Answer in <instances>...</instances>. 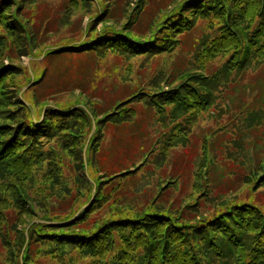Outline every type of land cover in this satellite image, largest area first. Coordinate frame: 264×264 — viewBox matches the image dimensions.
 Segmentation results:
<instances>
[{
  "label": "rangeland",
  "instance_id": "obj_1",
  "mask_svg": "<svg viewBox=\"0 0 264 264\" xmlns=\"http://www.w3.org/2000/svg\"><path fill=\"white\" fill-rule=\"evenodd\" d=\"M169 1L0 0V67L13 70L0 80V124L18 134L0 168V264H116L122 248L135 254L158 240L162 254L168 239L162 232L171 219L189 224L184 232L198 224L194 239L192 233L169 239L177 256L204 246L202 233L215 241L227 222L225 232L235 244L224 238L220 256L207 248L213 264H262L264 51L244 70L236 60L223 76L236 46L216 45L213 34L223 19L198 17L191 7L183 10L190 14L185 26L195 27L167 35L169 49L162 53L81 47L102 29L144 38L140 34L155 21V34H161L165 22L159 21L176 12L181 0L170 3L166 14L161 8ZM246 37L243 50L255 56ZM187 83L209 100L178 112L163 95L177 88L187 97L181 92ZM48 107L61 113H48ZM28 121L45 124L46 132L19 133ZM116 170L123 171L112 175ZM17 196L26 209L18 208ZM90 208L87 227L124 214L140 217L139 224H104L94 256L48 233L82 232L61 222L69 224ZM182 211L195 220L183 218ZM156 216L162 221L150 227ZM44 222L59 225L46 228ZM115 235L117 248L111 249L107 242Z\"/></svg>",
  "mask_w": 264,
  "mask_h": 264
},
{
  "label": "trees",
  "instance_id": "obj_2",
  "mask_svg": "<svg viewBox=\"0 0 264 264\" xmlns=\"http://www.w3.org/2000/svg\"><path fill=\"white\" fill-rule=\"evenodd\" d=\"M176 2L177 0H170L167 4L164 3L163 4L164 6H162L161 9L165 8L164 11H167L166 14H168L170 5ZM241 2L242 4L239 6ZM176 7H177L176 12L169 14L167 17H164L162 20L159 21L160 25L163 22H165L164 26H160L163 29V31L159 35L155 34L158 30L157 26H155V21L153 24L152 23L150 24L149 31L147 33L143 32V35L140 34V36H144V38L135 37L132 34L126 35L122 33V31L120 30L111 31L109 29H102L94 37L93 36L90 37L86 43H83L81 45V47H85L86 49L85 51L87 52L101 51L104 53L106 48L112 46L114 47L115 50H122V48H124L125 49L124 51H129V52L137 51L144 54L162 53L169 49V46L166 45V41L168 40L166 38L167 35L174 33L178 29H179L177 31L178 33L183 32L185 29L187 32H190L195 27V25L185 26V24L189 22V19L187 17L190 14L187 15L184 14L183 10L185 9L184 7H191L192 11L196 10L198 17H201L205 15L204 13H206L207 15H210L211 18L213 15H216L217 17L223 19V22H221L220 26H218V28L215 30V33L213 34L212 39L216 45H219L220 47L224 45L236 46L234 47L233 52L231 53L230 57L228 58V60L225 62L224 66L221 69L222 70L221 74L223 76L227 75L228 72L233 68L234 62L236 60L238 61L237 63L240 66V70H244L247 67L249 61H251L253 57L255 58L256 55L258 56L262 54V52L264 51V0H181L180 3L176 5ZM149 32L151 33L150 38L147 37ZM246 35H247L246 38L248 40V45H250V47H254V46L256 47L255 56L252 55L251 49L248 48L246 51L243 50V45H242L243 38ZM132 39L135 40V43L131 42ZM177 41H181V38ZM72 47L75 48L77 46H72ZM240 54H242L243 57L242 59L239 58ZM7 71H13V70L10 66L2 67V69H0L1 81L3 77L2 75ZM182 74H183L182 71L175 73L172 76V83H175L178 80V77L181 76ZM181 85L184 86L181 92L185 91L188 98L183 96V94H180V92L177 91V88L166 91L163 95L165 101L167 100L176 103L178 112H183L187 110L189 108V104L194 103V101L196 102L200 101L199 103L201 104L208 102L209 94H201V92H199L197 88L190 86L188 83L185 85L184 84ZM79 87H77L76 89H80ZM135 93H132L127 98L124 97L119 98L117 100V103L127 100ZM189 99H195V100L191 101ZM204 100L205 102L203 103ZM47 110H49L48 113L60 112L57 108H53V107H48ZM106 112L107 111H104L103 113ZM2 126H4V124H0V168H4L5 167L4 163L8 158L12 156L13 150L17 145V139H18V134H15L14 132L15 130L13 129L7 130L8 128ZM23 131L27 132L30 135H33L34 133L46 132L45 124L38 123L36 121H28L27 124L21 126V131L19 133H22ZM125 169L127 170L128 168ZM122 171L123 170L113 171L112 175L118 174ZM128 171H132V170H128ZM261 181H264V175L262 176ZM240 188L241 186H238L234 190L238 191ZM65 192H67L66 195L69 196L72 193L71 189H67ZM16 199H17L18 208L26 209V207L22 205L24 204V202L21 199V197L17 196ZM92 209L93 208L88 209L82 216L78 217L77 219H75V221H72L69 224H68L69 221L61 222L62 224L66 223L65 224L66 226L64 227H79L80 229H82V232H77L76 229L74 228L72 230H61L60 232H48V233L58 234L56 236H60V237L64 236L63 238L64 240L77 242L80 246L83 247V253L85 255L94 256L97 253L96 241L100 239L99 229L102 228L104 224L116 220H117V224L115 225L119 227L124 226L126 224L131 227H134L139 224L136 221L140 217L133 218L132 216H127L124 214L121 215L120 217H116L110 220H105V221L102 220L101 222H95L92 226L93 228L87 227L86 223H83V220L87 219L86 218L87 214L91 212ZM96 212L97 211L94 212V215H96ZM182 215L183 218L188 220H191V218L195 220L196 218V216L191 218L186 216L185 212ZM154 218L155 219H149V223L147 222L150 227L153 226L155 223H159L160 221H162L161 218H158V216ZM227 219H230L228 221H231V224H235L236 219L234 216L232 215L227 216ZM172 220L175 219H171L169 224L166 226L165 231L162 232V234L168 236V239L164 241L163 244L164 248L162 254L160 253L161 252L159 245L160 240H158V243L156 242L145 243L142 248H139L136 251L135 254L129 252L127 248H122L120 250L119 256L117 257V259L120 258V260H118V262L116 261V264H213L211 257L208 254H206L207 248L210 249L212 255L220 256L221 251L218 250V248H222V247L226 248L224 238L227 237L231 245L235 244V241L231 239V235H228L225 232L226 231L225 226L227 224V222H225V225L220 226V227H224L221 228V234H214L216 235L214 236L215 241H211V238L208 237L209 233L206 234L202 233V239L205 242L204 246L201 245V248L199 250H196V252L184 253L182 255L177 256L176 255L177 251L176 250L172 251L169 239L170 238L175 239L176 237L182 235L181 233H186V234L192 233L191 240L194 239L196 236L194 230L198 227V224H191L193 225L192 228L189 231L184 232V229H186L185 226L189 224L178 225L175 224V221ZM255 221L253 223H255ZM249 222L250 220L246 223ZM44 223L45 224L43 225L46 228H53L55 227V225H59L58 223H50V222H44ZM87 230H93V231L87 232ZM198 230L201 232L204 231L203 228H199ZM261 230H263V228ZM151 231L153 232V234H157V231L155 229H152ZM40 235L41 237H44L46 233L41 232ZM136 235H139V232ZM23 243H21V245H23ZM109 243L111 249H116L117 235L110 237L107 244L109 245ZM131 245H133V243H131ZM125 249H127V252H125ZM202 250L205 253L200 255V253H202ZM227 253L228 251L226 250V252L222 255H225ZM163 256L164 258L161 259V257ZM127 258L129 260H126ZM155 261H157L158 263H156ZM262 264H264V260Z\"/></svg>",
  "mask_w": 264,
  "mask_h": 264
}]
</instances>
